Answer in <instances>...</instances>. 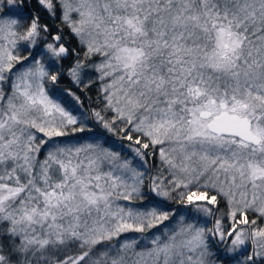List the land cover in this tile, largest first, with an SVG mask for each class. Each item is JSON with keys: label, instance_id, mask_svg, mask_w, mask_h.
<instances>
[{"label": "snow or ice", "instance_id": "6c2138e0", "mask_svg": "<svg viewBox=\"0 0 264 264\" xmlns=\"http://www.w3.org/2000/svg\"><path fill=\"white\" fill-rule=\"evenodd\" d=\"M0 264H264V0H0Z\"/></svg>", "mask_w": 264, "mask_h": 264}, {"label": "trees", "instance_id": "16d2710c", "mask_svg": "<svg viewBox=\"0 0 264 264\" xmlns=\"http://www.w3.org/2000/svg\"><path fill=\"white\" fill-rule=\"evenodd\" d=\"M61 87H64V88L69 87L68 82H67V81H64V82L62 83ZM82 99H83V97H82Z\"/></svg>", "mask_w": 264, "mask_h": 264}]
</instances>
